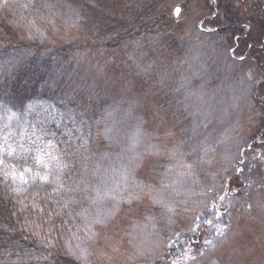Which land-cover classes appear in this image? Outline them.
Instances as JSON below:
<instances>
[{
    "label": "rangeland",
    "instance_id": "1",
    "mask_svg": "<svg viewBox=\"0 0 264 264\" xmlns=\"http://www.w3.org/2000/svg\"><path fill=\"white\" fill-rule=\"evenodd\" d=\"M202 1L191 0L189 5L186 0H172L169 14L179 19L186 34L182 40L189 74L183 78L181 108L191 120H198L192 141H198L201 164L215 168L217 175L208 179L212 187L195 180L182 143L173 140L169 127L159 122L153 130L147 129L132 117L123 120L113 112L115 125L106 133L111 146L104 159L91 161L86 178L75 188L85 194L87 215L65 243L80 261L146 264L172 245L163 264H264V147L251 148L250 140L263 113L253 94L261 75L251 60L236 58L220 43L221 37L204 25L207 12ZM0 3L12 5L19 13L24 38L40 34L57 43L75 38L74 26L68 25L73 13L56 7L52 0ZM69 115L49 103H30L14 110L0 102L1 196L46 185L50 190L46 193L55 197L65 189L60 162L78 144V135L88 141L82 151L92 139L84 122L78 120V130L71 127ZM162 157L165 170L173 176L165 171L163 184L137 181L140 169L147 170ZM235 168L239 187L231 188L229 177ZM155 208L170 216L163 220L172 228L166 236L156 224ZM178 216L181 226L174 218ZM173 220L176 227L171 225ZM187 226L195 230L204 226L199 239L178 235Z\"/></svg>",
    "mask_w": 264,
    "mask_h": 264
},
{
    "label": "trees",
    "instance_id": "2",
    "mask_svg": "<svg viewBox=\"0 0 264 264\" xmlns=\"http://www.w3.org/2000/svg\"><path fill=\"white\" fill-rule=\"evenodd\" d=\"M190 1L186 0L189 5ZM52 2L73 13L68 23L74 26L73 40L57 43L41 38L40 34L34 35V39L24 38V22L19 21V13L12 5L0 3V102L14 110L30 103H49L52 108L70 114L71 127L78 130L76 125L84 122L92 131V139L87 150L82 151L88 141L78 135V144L60 162L66 187L58 196H49L46 185L18 195H0V264H97L93 258L83 262L72 255L65 239L85 221V194L76 190L77 182L86 178L91 161L95 158L100 162L109 150L111 143L106 133L115 125L113 112L123 120L132 117L134 123L141 122L147 129L153 130L159 122L169 127L173 140L182 143L185 160L202 186L212 187L211 175H217L214 167H209V172L207 165L201 164L198 141H192L197 136V118L191 120L181 108L183 78L186 72L189 74V68L182 40L186 34L179 19L169 14L172 0ZM200 5L207 12L204 25L221 37L220 43L236 58L251 60L261 75L253 94L254 101L263 106V113L250 140L251 148H262L264 0H203ZM154 163L147 170L138 171L137 181L163 184L165 171L173 176V172L165 170L163 157ZM236 169L229 177L231 188L239 187L240 174ZM71 197L70 203L63 202H69ZM152 213L160 233L166 236L172 228L163 220L170 216L158 208ZM174 218L177 226L183 225L181 217ZM171 223L175 226L174 220ZM203 228H178V235L193 241L199 239ZM172 248L169 245L163 254L146 264H163Z\"/></svg>",
    "mask_w": 264,
    "mask_h": 264
},
{
    "label": "water",
    "instance_id": "3",
    "mask_svg": "<svg viewBox=\"0 0 264 264\" xmlns=\"http://www.w3.org/2000/svg\"><path fill=\"white\" fill-rule=\"evenodd\" d=\"M177 13V9H176V11H175V14Z\"/></svg>",
    "mask_w": 264,
    "mask_h": 264
}]
</instances>
